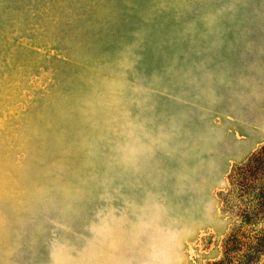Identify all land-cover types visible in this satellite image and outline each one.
<instances>
[{
	"label": "rangeland",
	"instance_id": "374dc122",
	"mask_svg": "<svg viewBox=\"0 0 264 264\" xmlns=\"http://www.w3.org/2000/svg\"><path fill=\"white\" fill-rule=\"evenodd\" d=\"M263 147L264 0H0V264H215Z\"/></svg>",
	"mask_w": 264,
	"mask_h": 264
},
{
	"label": "trees",
	"instance_id": "16d2710c",
	"mask_svg": "<svg viewBox=\"0 0 264 264\" xmlns=\"http://www.w3.org/2000/svg\"><path fill=\"white\" fill-rule=\"evenodd\" d=\"M225 196L234 203L236 220L223 259L215 264H259L264 256V147L234 168Z\"/></svg>",
	"mask_w": 264,
	"mask_h": 264
}]
</instances>
